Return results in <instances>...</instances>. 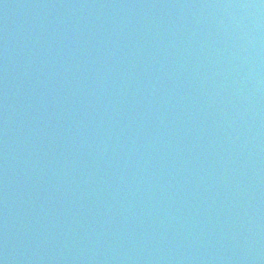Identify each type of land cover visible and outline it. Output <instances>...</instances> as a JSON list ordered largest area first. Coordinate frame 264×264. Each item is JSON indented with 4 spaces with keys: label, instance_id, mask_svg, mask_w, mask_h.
<instances>
[{
    "label": "water",
    "instance_id": "water-1",
    "mask_svg": "<svg viewBox=\"0 0 264 264\" xmlns=\"http://www.w3.org/2000/svg\"><path fill=\"white\" fill-rule=\"evenodd\" d=\"M264 87V0H221Z\"/></svg>",
    "mask_w": 264,
    "mask_h": 264
}]
</instances>
